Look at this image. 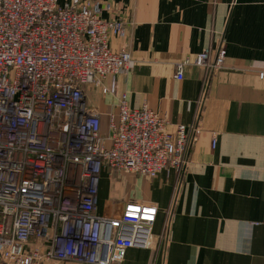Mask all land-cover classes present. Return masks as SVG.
Listing matches in <instances>:
<instances>
[{
	"label": "built area",
	"instance_id": "2783aa9c",
	"mask_svg": "<svg viewBox=\"0 0 264 264\" xmlns=\"http://www.w3.org/2000/svg\"><path fill=\"white\" fill-rule=\"evenodd\" d=\"M111 8L103 0H0V264H124L131 250L152 246L160 210L136 198L101 201L102 172L153 178L189 164L201 111L196 123L168 131L162 114L132 108L122 92L119 120L112 116L103 134L86 87L116 94L117 75L135 63L127 46L110 45L127 34L124 20L102 17ZM226 55L224 42L198 55L204 96ZM189 63L175 64L178 79ZM178 196L177 187L174 204Z\"/></svg>",
	"mask_w": 264,
	"mask_h": 264
},
{
	"label": "crops",
	"instance_id": "0c3cea01",
	"mask_svg": "<svg viewBox=\"0 0 264 264\" xmlns=\"http://www.w3.org/2000/svg\"><path fill=\"white\" fill-rule=\"evenodd\" d=\"M103 1L112 8L102 17L127 25L125 37H110L111 47L127 46L135 60L117 75L116 94L86 87L103 134L112 116L119 120L122 92L132 108L148 105L162 114L168 131L196 123L201 111L184 173L104 172L123 186L112 199L146 200L160 210L152 246L131 250L124 264H264V0ZM222 42L225 63L204 96L205 69L196 59L208 48L215 54ZM187 59L178 79L175 64ZM166 222L168 237L160 238Z\"/></svg>",
	"mask_w": 264,
	"mask_h": 264
},
{
	"label": "rangeland",
	"instance_id": "374dc122",
	"mask_svg": "<svg viewBox=\"0 0 264 264\" xmlns=\"http://www.w3.org/2000/svg\"><path fill=\"white\" fill-rule=\"evenodd\" d=\"M105 176H104V172H102L100 189L104 194H106L107 199H110L111 197H114L116 194H119L123 189V186L122 183L109 181L108 179L105 178Z\"/></svg>",
	"mask_w": 264,
	"mask_h": 264
},
{
	"label": "water",
	"instance_id": "95a60500",
	"mask_svg": "<svg viewBox=\"0 0 264 264\" xmlns=\"http://www.w3.org/2000/svg\"><path fill=\"white\" fill-rule=\"evenodd\" d=\"M115 174H117V172H115Z\"/></svg>",
	"mask_w": 264,
	"mask_h": 264
}]
</instances>
